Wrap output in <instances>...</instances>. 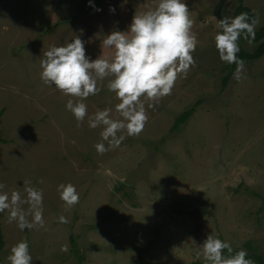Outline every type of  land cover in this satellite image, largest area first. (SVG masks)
<instances>
[{"label": "rangeland", "instance_id": "374dc122", "mask_svg": "<svg viewBox=\"0 0 264 264\" xmlns=\"http://www.w3.org/2000/svg\"><path fill=\"white\" fill-rule=\"evenodd\" d=\"M186 2L198 40L195 65L147 109L139 136L99 154L101 128H89L87 118L78 124L65 108L76 98L40 79L43 52L79 36L92 59L111 56L113 49L101 47L105 36L126 31L135 12L156 0H93L99 12L88 0H0V183L8 192L23 194V183L42 189L45 217L44 228L22 232L0 213L4 263L12 245L27 239L33 264H205L195 249L211 232L234 251L245 249L253 264H260L254 255L264 260V55L245 62L244 77L232 75L223 89L216 13L232 17L240 2ZM244 4L257 14L258 31L264 0ZM239 44L257 46L243 37ZM106 84L84 101L88 114L109 108L118 118L119 100ZM68 182L80 193L71 208L57 191Z\"/></svg>", "mask_w": 264, "mask_h": 264}, {"label": "clouds", "instance_id": "9594fccd", "mask_svg": "<svg viewBox=\"0 0 264 264\" xmlns=\"http://www.w3.org/2000/svg\"><path fill=\"white\" fill-rule=\"evenodd\" d=\"M97 12L102 9L88 0ZM109 11L114 13L115 7ZM194 20L186 0H156L150 8L132 17L126 31H111L102 41V48L113 49L111 56L92 59L86 54L84 41L77 36L63 45L51 46L43 52L40 61V79L56 88L69 99L66 110L76 121L87 118L88 127L101 128L100 142L94 145L99 154L117 149L127 137L139 136L148 120L147 109H154L163 97L172 94L176 82L186 78L196 63L198 40L192 31ZM258 20L241 12L232 17H222L214 36L219 60L227 65L235 64L233 79L239 82L245 75V61L238 56L241 37L249 44L255 39ZM107 80V91L114 93L119 103L115 105L118 118L112 109L88 114L84 102L97 95ZM146 102L147 108H146ZM42 182V181H41ZM23 194L5 191L0 183V213H7L9 223L15 222L20 231L45 227L44 193L42 189L23 183ZM59 198L68 208L79 203L80 193L71 182L57 186ZM27 205L25 208L24 206ZM60 223H68L66 216H59ZM67 251L66 246L61 248ZM197 258L205 264H253L245 249L234 251L231 243L211 232L200 244H196ZM8 264H33V256L27 239H20L9 250Z\"/></svg>", "mask_w": 264, "mask_h": 264}, {"label": "trees", "instance_id": "16d2710c", "mask_svg": "<svg viewBox=\"0 0 264 264\" xmlns=\"http://www.w3.org/2000/svg\"><path fill=\"white\" fill-rule=\"evenodd\" d=\"M239 2L240 4L236 7L234 16L241 12H247L249 14V17L257 19V14H255L250 7L245 6L244 0H239ZM90 7L87 9L88 11L91 9ZM252 42L257 44L256 48L253 51H248L247 49H245L244 47L240 45L241 50L238 53V56L241 57L245 62L256 60L264 55V26L260 27V29L256 31L255 39ZM235 67H236L235 64L226 65L224 67V70L225 72H227V74L223 77V89L228 86V83L232 77ZM196 105H198V103ZM196 105L185 110L183 113H181L177 117L175 124L173 126V131L177 130L178 128H180V126L187 123L190 117L193 116V114L195 113ZM1 115H2V112H0V117ZM0 141H3V139L0 138ZM4 246H5L4 233H3V229L0 223V264H6L4 263L3 257H2ZM254 257L257 258L260 264H264V260L261 256L254 255Z\"/></svg>", "mask_w": 264, "mask_h": 264}, {"label": "water", "instance_id": "95a60500", "mask_svg": "<svg viewBox=\"0 0 264 264\" xmlns=\"http://www.w3.org/2000/svg\"><path fill=\"white\" fill-rule=\"evenodd\" d=\"M220 9H221V8H218V10H217V13H216V14H217V16L219 17V19H221V18H222V17H221V13H220Z\"/></svg>", "mask_w": 264, "mask_h": 264}, {"label": "crops", "instance_id": "0c3cea01", "mask_svg": "<svg viewBox=\"0 0 264 264\" xmlns=\"http://www.w3.org/2000/svg\"><path fill=\"white\" fill-rule=\"evenodd\" d=\"M67 11L72 13V10H70V8H69V10L67 9ZM85 11H86V10H85ZM87 11H88V10H87Z\"/></svg>", "mask_w": 264, "mask_h": 264}]
</instances>
